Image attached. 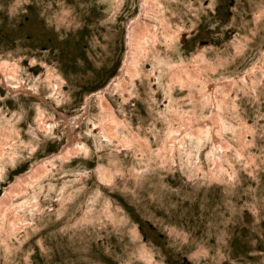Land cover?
Returning <instances> with one entry per match:
<instances>
[{
  "label": "rangeland",
  "instance_id": "1",
  "mask_svg": "<svg viewBox=\"0 0 264 264\" xmlns=\"http://www.w3.org/2000/svg\"><path fill=\"white\" fill-rule=\"evenodd\" d=\"M0 153V264H264V0H0Z\"/></svg>",
  "mask_w": 264,
  "mask_h": 264
},
{
  "label": "bare ground",
  "instance_id": "2",
  "mask_svg": "<svg viewBox=\"0 0 264 264\" xmlns=\"http://www.w3.org/2000/svg\"><path fill=\"white\" fill-rule=\"evenodd\" d=\"M150 5V3H149ZM152 6V5H151ZM149 6V7H151ZM152 9V8H150ZM156 28L152 25H150L149 23H146V22H143V21H140V20H136L132 23V26H131V30H130V44L131 46L135 49V55L134 57L131 58V61L129 63V66L128 64L125 66L124 68V71L126 74H128L130 77H133L135 75H137L138 71L137 69L135 68L136 65H137V59L138 57H143L148 49H147V43L148 41L149 42H153L155 43L156 40H157V33H156ZM163 31H165L163 29ZM167 32V31H166ZM167 34V33H166ZM165 34V35H166ZM166 38V36H165ZM150 44V43H149ZM151 45V44H150ZM149 47V46H148ZM151 47V46H150ZM155 47V46H153ZM153 49V48H152ZM133 50V49H132ZM146 57V55H145ZM139 63V62H138ZM171 67V66H170ZM172 68V67H171ZM170 70V69H169ZM143 74V73H142ZM145 75V74H144ZM147 75V74H146ZM151 75V74H150ZM147 78V77H146ZM123 85H125V83H122ZM102 105H103V108L108 110L109 109V105H107V103H105L104 101L102 102ZM110 112V110H108ZM111 113V112H110ZM113 113V112H112ZM37 121V120H36ZM11 128V127H10ZM17 129V128H16ZM11 130V129H10ZM15 130V128H14ZM19 130V129H17ZM34 132V131H32ZM2 144V143H1ZM4 144V143H3ZM5 147V146H4ZM79 149V148H78ZM11 150V149H10ZM1 155V153H0ZM21 180V179H19ZM25 180V179H24ZM18 181V180H17ZM23 181V180H22ZM26 181V180H25ZM20 183V182H19ZM18 183V184H19ZM21 185V184H20ZM18 186V185H17ZM5 197V196H4ZM3 197V198H4ZM5 200V199H4ZM2 203V202H1ZM3 204V203H2ZM5 204V202H4ZM3 204V205H4ZM1 206V204H0ZM1 208V207H0ZM1 211V210H0Z\"/></svg>",
  "mask_w": 264,
  "mask_h": 264
}]
</instances>
